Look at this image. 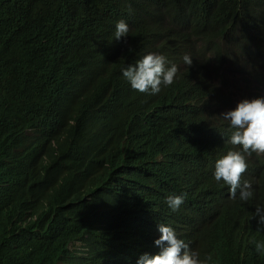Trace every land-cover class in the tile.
<instances>
[{
    "label": "trees",
    "instance_id": "obj_1",
    "mask_svg": "<svg viewBox=\"0 0 264 264\" xmlns=\"http://www.w3.org/2000/svg\"><path fill=\"white\" fill-rule=\"evenodd\" d=\"M104 1L119 21L132 23L134 41L162 52L170 61L179 62L184 53L195 57L192 69L197 67L199 75H182L174 89L160 96L129 92L128 99L150 105L151 126L173 141L170 150L175 162L189 165L188 191L169 187L168 193L199 197L192 205L187 203L174 222L184 230L192 228L188 241L201 259L210 255L209 264H237L236 253L264 242V225H259L255 215L257 207H264V153L244 154L247 170L241 185L251 183L252 197L241 200L239 192L230 199V188L209 175L214 150L202 152L199 143L205 147L210 140L219 154L228 149L221 140L227 125L223 111L214 109L226 98L212 97L215 86H231L226 106L239 92L242 99L264 98V0ZM0 21L14 37L28 38L26 44L8 48L16 63L29 53L32 43L56 35L38 8L36 12L34 0H15L14 6L0 0ZM10 66L1 72L0 61V75L6 74L9 89ZM72 89L70 80L66 92ZM12 91L22 103L15 111L24 112L22 118L29 122L33 115L27 111L37 112L38 99ZM11 102L18 104L16 98ZM48 113L53 119V112ZM55 127L42 116L33 139H0V264H132L133 256L112 246L102 231L90 224L87 216L91 211L76 202L77 196L82 198L77 187L80 155L73 140ZM54 145L64 147L57 162L47 154ZM109 164L110 160L98 163L99 170L107 171ZM158 176L162 180V175ZM99 188L95 182L89 191ZM94 241L90 257L77 261L78 252Z\"/></svg>",
    "mask_w": 264,
    "mask_h": 264
},
{
    "label": "clouds",
    "instance_id": "obj_2",
    "mask_svg": "<svg viewBox=\"0 0 264 264\" xmlns=\"http://www.w3.org/2000/svg\"><path fill=\"white\" fill-rule=\"evenodd\" d=\"M5 2L15 5V0ZM34 5L56 35L32 43L29 53L16 63L8 48L26 44L28 38L14 37L0 25L1 72L11 64L10 89L6 74L0 75V139H33L43 116L59 134L73 140L80 155L77 187L82 198L77 196L76 202L91 211L90 224L112 246L133 256L132 264H209L212 257L201 259L188 241L192 228L184 230L174 222L177 213L199 195L168 193L169 187L188 191L189 165L175 162L170 150L173 141L151 126L150 105L128 99L129 92L160 96L174 89L182 75H199L197 67L192 69L195 57L184 53L179 62L170 61L162 52L134 41L132 23L119 21L104 0H34ZM201 70L209 79L205 68ZM70 80L73 89L67 93ZM215 88L214 99L226 98L214 109L223 111L227 125L221 140L228 149L219 154L210 140L199 147L202 152L214 150L209 158L211 178L230 188V199L240 192V199L247 201L253 192L249 181L241 185L247 170L244 154L264 153V98L236 101L234 93L232 104L226 106L231 86ZM12 90L38 99L37 112L27 111L33 115L29 122L22 118L24 112L15 111L22 103ZM12 98L17 105H12ZM48 111L57 120L48 118ZM63 151L64 147L54 145L47 154L57 162ZM105 160L110 164L101 172L98 163ZM95 182L100 188L91 193L89 187ZM255 215L264 225V207H257ZM96 242L79 251L77 261L89 258ZM236 257L237 264H260L264 242L241 250Z\"/></svg>",
    "mask_w": 264,
    "mask_h": 264
},
{
    "label": "rangeland",
    "instance_id": "obj_3",
    "mask_svg": "<svg viewBox=\"0 0 264 264\" xmlns=\"http://www.w3.org/2000/svg\"><path fill=\"white\" fill-rule=\"evenodd\" d=\"M232 81H233V79H232ZM229 89H230V88H229ZM233 91H234V90H233ZM234 93H235V91H234ZM235 99H236V101L239 100V99H241L240 92H239L238 94L235 95Z\"/></svg>",
    "mask_w": 264,
    "mask_h": 264
}]
</instances>
